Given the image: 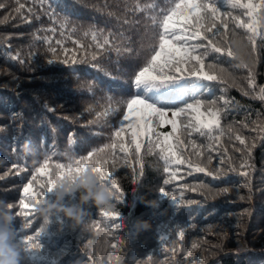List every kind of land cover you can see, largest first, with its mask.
<instances>
[{
    "label": "trees",
    "instance_id": "trees-1",
    "mask_svg": "<svg viewBox=\"0 0 264 264\" xmlns=\"http://www.w3.org/2000/svg\"><path fill=\"white\" fill-rule=\"evenodd\" d=\"M20 2L25 8L18 13L16 0H0L5 5L0 8V199L12 202V212L19 213L13 227L15 242L23 250L22 264H264V139L259 138L257 126L264 122V102L242 95L235 87H228L222 94L221 87L227 85L217 82H203L214 94H205L203 99L224 95L234 101L221 124L226 130L229 125L238 129L248 145L255 142L251 158L238 150L245 146L234 136L231 141L227 135L223 137L209 153L206 146L212 142L194 132L191 138L205 146L200 149L203 154L196 156V150L186 144L181 159L207 164L211 155L209 167H219L221 153L227 151L235 171H227L219 179L194 172L187 163L172 164L165 171L159 149L153 145L152 152L148 151L147 138L141 148V170L140 165H135L131 134L126 132L130 163L135 168L125 166L124 153L115 150L119 160L115 167L109 160L107 169L114 173L119 191L113 189L109 207L88 206L83 209L84 218L75 225L62 214L36 211L35 198H26L24 188L39 191L42 184L46 190L49 177L39 169H48L55 179L56 164L67 167L74 158L86 157L90 151L111 144L120 124L127 125L120 101L136 95L134 76L150 55L157 29L151 26L145 12L132 10L137 0H47L43 5L40 0ZM138 2L155 6L147 10L149 14L168 6L167 0ZM30 7L32 13L27 11ZM50 12L62 15L54 21ZM234 14L241 15L242 10H234ZM65 16L68 23L61 34L59 21ZM93 27L105 34L122 32L125 39L117 35L113 47L97 49L91 35H84ZM230 29L235 26L230 25ZM235 31L245 35L241 29ZM58 40L63 47L56 43ZM73 40L83 47L78 48ZM257 45L258 59L253 70L257 85L264 86V43L258 39ZM50 47L56 48L55 55ZM116 47L131 51L121 50L118 54ZM232 49L237 58L225 54L219 64L247 88V70L235 67L242 53L237 44H232ZM93 53L97 54L95 60L91 59ZM73 55L85 62L60 63ZM48 59L55 62L49 65ZM109 97L113 107L121 110L97 118ZM156 131L166 134L171 126ZM27 142L34 148L31 154L24 151ZM107 155H112L111 149ZM241 160H248L249 166L241 169ZM223 167L227 169L228 165ZM241 171L247 175L241 176ZM166 179L168 184H164ZM222 188H228V193L221 194ZM22 198L28 207L20 204ZM44 199L51 203L54 193H44ZM77 202L78 193L66 195L61 201L65 207ZM102 212L118 214L119 218H106ZM137 221H146L151 227L137 232ZM116 224L120 227L116 228ZM27 236L33 237V243L38 240L39 247L25 250L22 241Z\"/></svg>",
    "mask_w": 264,
    "mask_h": 264
},
{
    "label": "snow or ice",
    "instance_id": "snow-or-ice-1",
    "mask_svg": "<svg viewBox=\"0 0 264 264\" xmlns=\"http://www.w3.org/2000/svg\"><path fill=\"white\" fill-rule=\"evenodd\" d=\"M16 2L18 7L15 11L19 13L25 8V5L20 0H16ZM40 2L43 5L47 0H40ZM167 4L166 8L149 14L147 10L155 6L153 4L141 5L137 0L134 9H132L135 12H145L146 18L151 21V26L157 31L152 36L154 43L150 48V55L146 58L143 67L134 76L133 84L137 90L136 95L120 101V105L123 107V121H127V125L120 124L113 133L111 144H105L99 149L90 151L86 157L74 158L67 167L63 164H56L55 179L52 178L48 169H39L38 171L49 177L46 190L42 184L39 185V191H33L29 187L24 188L26 198H35L33 207H36L40 197L44 199V193L52 191V185L56 180H62L66 176L78 172L81 167L88 165H92L97 170L100 182L113 193L114 197L113 189L119 191V186L116 183L114 173L107 169L109 160L115 167L116 161L119 160V157L115 155V150L119 149L120 152L124 153L125 166L135 168V165H140L142 170L141 148L145 138H147L150 153L153 150V145L159 149L165 171L172 164L182 163L190 164L194 172L211 175L214 179L221 178L227 171H235L227 151L221 153L222 158L219 160V167H209L212 165L211 155L207 158V164L181 159V150L186 144H190L196 150V156L203 154L200 149L205 146L198 145L191 138L194 132L199 137L212 142L206 146L209 153L213 151L214 146L223 137L227 135L231 141L234 136L240 145L245 146L244 149L238 150L246 152L250 160L252 149L256 147L255 142L248 145L238 129L229 125L226 130L221 124V120L229 110V105L234 101L224 95L218 99H203L205 94L214 96L211 89L203 82H217L222 86L227 85V87H221L222 94L228 91V87H235L242 95L264 102V86L257 85L256 74L253 70L258 59L256 56L257 41L259 39L261 43H264V0H167ZM3 7L5 5L0 3V8ZM234 10H242V14H234ZM27 11L32 13L33 8L30 7ZM48 14L54 21L56 16L62 15L51 12ZM59 22L61 34H63V29L68 23L66 16ZM124 22L129 23L128 20ZM230 25H234L235 29L243 30L245 35L240 36L235 29H230ZM89 34L95 42L96 48L100 50H104L105 46L113 47V40L117 35L121 40L125 39L122 32L105 34L103 30H96L94 27L84 33L85 36ZM190 41L196 43H190ZM56 43L63 47L61 41L58 40ZM72 43L78 48L83 47L76 40H73ZM232 44H237L242 53V58L235 67L247 70V76L244 77L247 88L241 86L236 77L227 73V70L219 64V58L225 54L233 59L237 58V53L232 49ZM225 46H227V51H225ZM121 50L131 51L127 47H116L118 54ZM49 51L55 55L57 50L50 47ZM67 52L68 49L65 48V55ZM213 54L217 55L210 60L209 57ZM243 57H248V60L243 59ZM12 59H17V56H12ZM91 59H97V54L93 53ZM54 62V59L47 61L49 65ZM69 62L77 64L83 63L85 60L77 59L73 55L60 61L65 65ZM17 87H19L18 83ZM45 108L48 111H53L48 105H45ZM120 110V107H113L112 98L109 97L108 105L102 113L97 114V118L114 115ZM241 124L243 127H248L246 122H241ZM165 125L171 126L170 132L161 134L156 131L157 128H162ZM257 126L260 133L259 138L264 139V122H260ZM126 132H130L131 145L135 147V165L130 163V145L125 140ZM153 134L155 139H153ZM185 137L188 139L185 140ZM253 139L255 141L256 138ZM69 142L71 143V138ZM110 149L112 155L109 157L107 153ZM45 163L47 164V159ZM225 164L228 165L227 169L223 167ZM246 166H249L248 160H241L240 168L243 169ZM240 175L246 176L247 173L241 171ZM169 182L166 179L164 184ZM160 191L161 194H165L164 189ZM219 191L221 194H227L229 189L222 188ZM188 203L195 204L197 201H189ZM20 204L28 207L25 198L20 200ZM101 214L113 220L119 218L118 214L115 213L102 212ZM115 227L119 228L120 225L116 224ZM39 235L40 233H37V237ZM32 241L33 237H24L23 248L31 250L34 247H39L38 240L36 243ZM192 247L196 248L197 245L193 243Z\"/></svg>",
    "mask_w": 264,
    "mask_h": 264
},
{
    "label": "clouds",
    "instance_id": "clouds-1",
    "mask_svg": "<svg viewBox=\"0 0 264 264\" xmlns=\"http://www.w3.org/2000/svg\"><path fill=\"white\" fill-rule=\"evenodd\" d=\"M26 154H31L34 148L31 142H27L24 148ZM3 161L0 160V163ZM54 199L51 203L47 200H39L36 211L45 215L62 214L72 225L79 223L85 216L83 209L88 206L95 208H107L113 197V193L106 188L99 179L97 170L92 166H83L78 172L66 176L62 180H56L52 185ZM78 193V202L75 206H63L61 201L66 195ZM14 204L0 199V264H22V247L15 242L16 231L13 227L18 216L12 212ZM146 221H137L134 228L137 232L150 228Z\"/></svg>",
    "mask_w": 264,
    "mask_h": 264
}]
</instances>
